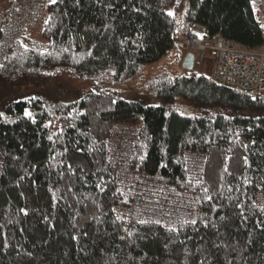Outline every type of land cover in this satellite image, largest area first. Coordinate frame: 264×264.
Instances as JSON below:
<instances>
[{
  "label": "trees",
  "instance_id": "trees-1",
  "mask_svg": "<svg viewBox=\"0 0 264 264\" xmlns=\"http://www.w3.org/2000/svg\"><path fill=\"white\" fill-rule=\"evenodd\" d=\"M18 4L0 0V48ZM47 8L41 34L26 27L0 64V264H264V207L255 203L264 192V94L194 69L163 71L152 94L133 98L102 84L131 80L176 47L179 63L191 26L262 48L252 0ZM63 72L93 84L65 87L55 81ZM115 121L141 124L135 169L199 194L192 219L169 229L115 215L128 204L106 154ZM187 150L207 155L198 185L186 175Z\"/></svg>",
  "mask_w": 264,
  "mask_h": 264
},
{
  "label": "built area",
  "instance_id": "built-area-1",
  "mask_svg": "<svg viewBox=\"0 0 264 264\" xmlns=\"http://www.w3.org/2000/svg\"><path fill=\"white\" fill-rule=\"evenodd\" d=\"M53 0H19L18 12H12L6 25L0 48L3 63L11 41L17 39L31 23L46 22L47 4ZM258 28L264 39V0H252ZM188 46L200 62L204 55L214 61L211 77L221 83L246 91L251 96L264 94V46L249 50L239 41L229 40L220 33L210 36L204 29L191 26ZM4 41L6 43H4ZM124 128L120 134L121 129ZM141 126L138 122L115 121L108 138L107 160L115 173V190L125 194L128 204L116 205L115 215L129 226L136 223H156L164 228L177 229L181 222L192 219L198 208L199 194L176 184L151 178L135 169L134 151ZM188 181L196 185L204 181L205 153L185 152ZM3 158L0 157V182ZM256 205L264 207V192L258 193Z\"/></svg>",
  "mask_w": 264,
  "mask_h": 264
},
{
  "label": "rangeland",
  "instance_id": "rangeland-1",
  "mask_svg": "<svg viewBox=\"0 0 264 264\" xmlns=\"http://www.w3.org/2000/svg\"><path fill=\"white\" fill-rule=\"evenodd\" d=\"M19 5V4H18ZM18 12V6L15 7L12 12ZM49 12V10H48ZM45 22H38L35 21L28 26V31L35 32V36H39L41 33V29L44 27ZM6 25V22H3V26ZM3 43V42H2ZM4 43H6L4 41ZM178 48H174L172 52L167 54L165 57L161 58L158 61L148 63L145 65L144 70L142 73L128 81H115L112 76H109L106 81L102 84L107 85L109 88L116 89L122 96L127 98H133L135 96L144 95V94H152L153 88L151 86V82L155 75L162 73L163 71H170V72H178L179 69L182 71L188 70L182 66V60L178 63L177 60L174 59V53ZM213 60L208 56L205 55L202 61H198L194 66V70L196 72H205L209 75L212 72ZM192 69V70H193ZM56 83L61 84L68 88H78V87H90L93 83V79H86V78H79L72 73L63 72L55 79ZM151 102H155V99H150ZM185 105V104H184ZM187 106V105H186ZM190 111L194 110L192 105L188 107ZM139 123V122H138ZM140 124V123H139ZM141 126V124H140ZM124 128L121 129L120 134L123 132ZM111 135V134H109ZM110 137V136H109ZM205 153V152H204ZM205 158L207 155L205 153Z\"/></svg>",
  "mask_w": 264,
  "mask_h": 264
},
{
  "label": "water",
  "instance_id": "water-1",
  "mask_svg": "<svg viewBox=\"0 0 264 264\" xmlns=\"http://www.w3.org/2000/svg\"><path fill=\"white\" fill-rule=\"evenodd\" d=\"M183 46L186 47V44L183 43ZM194 65H195V52L191 49H187L182 58V66L185 67L186 69L192 70L194 68Z\"/></svg>",
  "mask_w": 264,
  "mask_h": 264
},
{
  "label": "crops",
  "instance_id": "crops-1",
  "mask_svg": "<svg viewBox=\"0 0 264 264\" xmlns=\"http://www.w3.org/2000/svg\"><path fill=\"white\" fill-rule=\"evenodd\" d=\"M182 59V58H181ZM213 66H214V64H213ZM212 67V66H211Z\"/></svg>",
  "mask_w": 264,
  "mask_h": 264
},
{
  "label": "snow or ice",
  "instance_id": "snow-or-ice-1",
  "mask_svg": "<svg viewBox=\"0 0 264 264\" xmlns=\"http://www.w3.org/2000/svg\"><path fill=\"white\" fill-rule=\"evenodd\" d=\"M170 15H171V13H170ZM30 115V114H29Z\"/></svg>",
  "mask_w": 264,
  "mask_h": 264
},
{
  "label": "bare ground",
  "instance_id": "bare-ground-1",
  "mask_svg": "<svg viewBox=\"0 0 264 264\" xmlns=\"http://www.w3.org/2000/svg\"><path fill=\"white\" fill-rule=\"evenodd\" d=\"M125 223V222H124Z\"/></svg>",
  "mask_w": 264,
  "mask_h": 264
}]
</instances>
